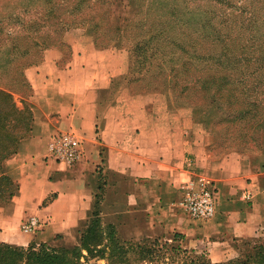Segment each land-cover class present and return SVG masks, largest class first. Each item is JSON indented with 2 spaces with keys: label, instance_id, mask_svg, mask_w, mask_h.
I'll list each match as a JSON object with an SVG mask.
<instances>
[{
  "label": "rangeland",
  "instance_id": "374dc122",
  "mask_svg": "<svg viewBox=\"0 0 264 264\" xmlns=\"http://www.w3.org/2000/svg\"><path fill=\"white\" fill-rule=\"evenodd\" d=\"M47 50L61 53L57 69L76 62L75 52L95 54L94 63L99 59L96 81L106 85L99 126L105 114L115 119L137 112L144 115L145 130L153 123L150 115H168L179 130L180 120L190 117L192 135L204 136L215 156L254 153L264 136V0H0V92L10 93L23 112L7 131L14 137L27 138L33 122L24 72L40 66ZM80 61L85 68L96 67L88 58ZM0 114L12 113L0 104ZM128 125L122 122L121 128ZM103 181L100 175L92 183L94 209L87 216V222L97 221V236L114 233L110 215L118 218L123 210L105 198ZM15 194V186L0 182V206ZM41 231L40 224L32 234H22L35 238ZM154 240L134 243L149 247ZM158 240L160 259L132 264H211L203 253L181 254L179 240ZM39 245L33 239L26 247L9 246ZM248 258H262L264 264V229L235 244L220 264ZM89 264L107 263L94 259Z\"/></svg>",
  "mask_w": 264,
  "mask_h": 264
},
{
  "label": "crops",
  "instance_id": "0c3cea01",
  "mask_svg": "<svg viewBox=\"0 0 264 264\" xmlns=\"http://www.w3.org/2000/svg\"><path fill=\"white\" fill-rule=\"evenodd\" d=\"M86 53L75 52L76 62L57 69L61 53L47 50L40 66L24 72L33 122L29 136L1 163L0 176L14 184L16 194L0 206V244L26 247L34 239L53 247L76 246L94 202L92 183L100 175L105 198L123 208L118 218L117 213L110 215L121 240L176 238L184 250L220 264L235 244L261 233L264 136L254 153L215 156L204 136L192 135L190 117L180 120L179 130L168 115H150L153 125L145 130L144 115L137 112L115 119L105 114L99 126L106 85L96 81L99 59L94 63L96 55ZM82 57L96 67H83ZM122 122L129 125L121 128ZM161 126L167 129L161 131ZM64 133L81 143V158L72 166L56 162L47 148ZM198 179L215 193V214L208 221L191 220L179 207L182 188ZM244 194L250 199L244 200ZM27 217L42 225L35 238L19 232Z\"/></svg>",
  "mask_w": 264,
  "mask_h": 264
},
{
  "label": "trees",
  "instance_id": "16d2710c",
  "mask_svg": "<svg viewBox=\"0 0 264 264\" xmlns=\"http://www.w3.org/2000/svg\"><path fill=\"white\" fill-rule=\"evenodd\" d=\"M10 63V62H9ZM7 63V64H9ZM23 82L29 88L25 78ZM0 104L3 107L8 106L11 116L0 114V172L3 160L14 154L18 142L24 138L14 137L7 134L11 123L17 124L16 120L22 116L23 112L18 111L11 102L10 93L0 92ZM24 111V110H23ZM16 120H14V119ZM16 139V140H15ZM6 145L13 146L12 151ZM9 182L14 184L6 177L0 176V182ZM95 200V198H94ZM94 209V202L91 210ZM97 221L89 219L87 226L80 233L78 245L72 249L61 247H49L48 245L31 246L27 249L13 248L9 245L0 244V264H89L91 260H104L107 264H132L139 262L152 263L160 259L159 240L155 239L151 245L145 246L140 242L124 241L119 238L117 232L110 231L104 236H97L94 233V226ZM173 240H177L174 238ZM60 248V249H56ZM176 251V250H173ZM187 251L180 252L185 254ZM195 253V252H190ZM262 258L257 262H252L248 258L239 264H260ZM189 264H208L204 261Z\"/></svg>",
  "mask_w": 264,
  "mask_h": 264
},
{
  "label": "built area",
  "instance_id": "2783aa9c",
  "mask_svg": "<svg viewBox=\"0 0 264 264\" xmlns=\"http://www.w3.org/2000/svg\"><path fill=\"white\" fill-rule=\"evenodd\" d=\"M48 152L56 162L67 166L76 164L81 158V143L73 134H59L53 137L48 143ZM182 196L179 207L185 215L194 221H208L215 214V193L209 184L198 179L196 182L186 184L182 188ZM244 200H249V194H244ZM39 227L35 218L28 219L21 225L23 234H32Z\"/></svg>",
  "mask_w": 264,
  "mask_h": 264
}]
</instances>
